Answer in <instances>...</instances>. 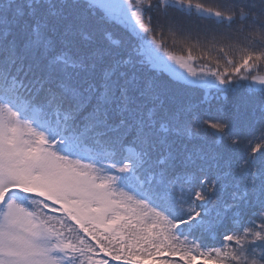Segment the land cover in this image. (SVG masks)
<instances>
[{"label": "snow or ice", "instance_id": "obj_1", "mask_svg": "<svg viewBox=\"0 0 264 264\" xmlns=\"http://www.w3.org/2000/svg\"><path fill=\"white\" fill-rule=\"evenodd\" d=\"M149 261L264 264V0H0V264Z\"/></svg>", "mask_w": 264, "mask_h": 264}, {"label": "trees", "instance_id": "obj_2", "mask_svg": "<svg viewBox=\"0 0 264 264\" xmlns=\"http://www.w3.org/2000/svg\"><path fill=\"white\" fill-rule=\"evenodd\" d=\"M201 2L205 3L206 5H214L218 2V0H201ZM191 44L193 45V54L199 56L200 53V47L203 45L197 46L198 42L195 36H193L191 40ZM166 47L169 48L170 51L175 52L176 54H186L185 51V45L180 42V39L177 38L176 40L173 39L171 36H166ZM203 63V61H201ZM171 78V77H169ZM215 104H213V107ZM209 247L217 246L215 243H208ZM147 260L148 258L145 257ZM114 264H117V262H114ZM149 264H157V261H149Z\"/></svg>", "mask_w": 264, "mask_h": 264}]
</instances>
